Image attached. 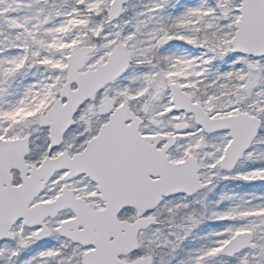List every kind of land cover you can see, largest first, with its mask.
Segmentation results:
<instances>
[{
    "label": "snow or ice",
    "instance_id": "6c2138e0",
    "mask_svg": "<svg viewBox=\"0 0 264 264\" xmlns=\"http://www.w3.org/2000/svg\"><path fill=\"white\" fill-rule=\"evenodd\" d=\"M0 264H264V0H0Z\"/></svg>",
    "mask_w": 264,
    "mask_h": 264
}]
</instances>
